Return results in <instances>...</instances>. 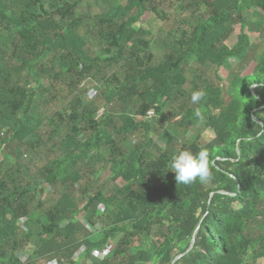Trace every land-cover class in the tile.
Masks as SVG:
<instances>
[{"label":"trees","instance_id":"1","mask_svg":"<svg viewBox=\"0 0 264 264\" xmlns=\"http://www.w3.org/2000/svg\"><path fill=\"white\" fill-rule=\"evenodd\" d=\"M81 1L0 0V135L5 134L0 149L9 140L24 148L12 155L13 164L5 153L0 160V264H35L20 257L22 239L35 237L39 258L68 264H172L188 250L196 230L194 247L175 264L264 263V230L256 229L264 227V51L252 74L235 77L228 104L216 82L197 71L188 75L191 65L218 71L233 60L244 61L251 47L248 16L264 11V0H178L189 1L196 19L188 23L190 30L170 33L159 65L151 43L136 28L155 0H102L106 6L97 14L81 13ZM152 9L167 18L156 6ZM234 19L242 29L230 45ZM6 34L12 39L5 40ZM111 65L123 67L125 77L113 75L109 81L118 85L107 86L102 99L107 105L134 106L136 117L111 113L97 118L98 106L80 95L81 81ZM57 85L70 94L67 101L57 99L65 105L49 120L51 135L60 126L67 131L55 143L62 154L29 180L21 159L43 145L34 116L47 105L43 96ZM197 90L205 96L193 104L191 93ZM164 104L172 106V119H179L177 132L215 135L207 145L194 142L179 149L207 152L206 181L177 183L169 170L175 152L156 144L157 124L150 119L151 113L157 121L164 117ZM130 135L142 139L118 152L114 138ZM173 138L168 131L157 137L167 145ZM106 144L111 145L112 182L123 185L97 190L79 209L67 189L84 185L82 165ZM44 185L63 190L42 212ZM24 218L29 230L21 236ZM94 218L104 224L97 234L85 226ZM154 239L158 243L150 251ZM111 244L115 248L103 260L94 258ZM81 249L84 253L78 255Z\"/></svg>","mask_w":264,"mask_h":264},{"label":"rangeland","instance_id":"2","mask_svg":"<svg viewBox=\"0 0 264 264\" xmlns=\"http://www.w3.org/2000/svg\"><path fill=\"white\" fill-rule=\"evenodd\" d=\"M188 2L189 1L181 3V1L178 0H155L153 3L147 5L146 14L142 17L141 21L136 24V28L141 33L142 37H144V40L151 43V51L155 57V65H159L164 60L166 51L164 50L163 43L167 41L170 33H176L180 30H190L191 25H188V23L192 24L195 21L196 16H194V11H192L190 7H187ZM102 3H104L102 0L100 5L97 0H82L79 11L85 14L100 13L106 6L105 3ZM154 6H156L158 10L167 14V18L165 20L159 17L156 12L153 11L152 7ZM204 11H206L205 8H203V12ZM249 14L246 32L250 37L251 47L244 61L238 62L233 60L229 68H222L218 71L212 66L198 68V66L191 65V67L188 69L189 76L193 70L197 71L204 78L216 82L224 90V100L227 104L231 100V84L235 77H242L252 74L258 63L259 57L264 51V11H251ZM232 25L234 32L229 42L230 45L237 41V37L241 33L242 29L241 23L237 19H234ZM4 39L11 40L12 37L11 35L6 34ZM113 75L122 80L125 77V69L115 65L105 68L103 67L99 74L87 77L85 80L81 81L79 88H81L83 91L82 94H80L82 95V99L85 103L94 102L98 106L99 111L96 115L97 118L102 114L109 116L111 113L112 115L126 114L136 117V109L134 106L123 107L115 101L114 103L107 105L103 101L102 94L104 93L105 88L107 86L116 87L118 85L117 82L109 81ZM17 77L18 75H14L13 80L15 81ZM44 84H46V82ZM67 90L68 89L66 87L61 89V87L58 85L51 88V92L43 96L45 98L44 101H47V105L41 108L38 114L34 116L37 119L36 121L39 122L37 124L36 131L41 134V137L43 138V145L29 153H26V155L21 159V167L27 166L28 168L29 172L26 174L28 175V178L27 176L26 178L29 180L36 176L37 169L42 168L44 165L50 163L53 159L59 158L62 154L55 143L63 138L67 131L64 126H60L57 135H51L53 126L49 124V120L55 111L59 110L60 107L65 105L59 101H61L63 98L67 101L70 98V94ZM171 111L172 106L170 104H164V117L159 121L155 119L153 113L150 114V119L153 121V123L157 124V132L152 136V138L159 147L176 153L184 144H191L195 142L204 146L211 143L215 139V135L212 131H206L202 135H199V133L194 131L187 133L177 132L176 123L179 121V119H172L170 114ZM36 121L34 120L35 123ZM165 131H168L174 137L170 141L169 145L162 143L157 139L159 135H164ZM4 136L5 134L0 135V137ZM49 137H51V139L47 140ZM141 139L142 138L139 135L116 137L114 138L116 150L118 152L128 151L134 144L139 143ZM23 150V146H21L18 142L9 140L6 144H4V147L0 149V160L2 159V153H5L10 155L7 162L9 164H13L15 162V158L12 157V155H17L19 151L22 152ZM110 150L111 145L106 144L97 153L93 152L91 155L93 160H91L87 165L86 162L82 165L83 174L85 177L84 185H74L73 187H69L67 189L68 193L75 200V203L79 209H81L85 204L86 197L92 196V194H94L97 190L102 189L106 192L113 186L121 187L123 185V183L119 180L112 182V176L109 171ZM92 173H97L98 176L92 177ZM62 190L63 189L61 187L54 188L49 185H44L43 193L41 195L43 204L40 210L45 212L47 209H49L51 205L58 200ZM84 192L86 195L83 194ZM35 206H38L37 199L33 201V207ZM98 209L102 213L105 211L103 206H99ZM83 219L86 220L87 216L82 213L79 215V220L83 223ZM27 222V218H24L20 221L22 230L21 236H23V234L29 230ZM103 225L104 224L100 219L94 218L92 219V224L89 223V225L87 224L85 226L89 228L92 233L97 234L101 231ZM256 229H259L258 232H263L264 227L257 226ZM22 240L24 243V248L21 250L22 254L20 256L22 261L25 262L30 258L35 260V264H68V262L63 259L53 258L50 256L39 258V256L35 254V250L39 248L38 237L33 238L31 242L24 239ZM133 243L135 244V240ZM157 243V239H154L150 246V251H152L153 247H155ZM111 246L112 247L106 248L100 253L94 254V258L96 260H103L109 254L111 249L115 248V244H111ZM83 253L84 249H81L78 255H83ZM82 264H91V262L84 260L82 261Z\"/></svg>","mask_w":264,"mask_h":264},{"label":"clouds","instance_id":"3","mask_svg":"<svg viewBox=\"0 0 264 264\" xmlns=\"http://www.w3.org/2000/svg\"><path fill=\"white\" fill-rule=\"evenodd\" d=\"M205 96V92L197 90L191 93V103L197 104ZM197 117L203 122V117L199 112ZM169 170L175 173L177 183L190 184L200 181H206L210 176L208 154L205 150L198 153H192L187 150H181L173 154L168 164Z\"/></svg>","mask_w":264,"mask_h":264},{"label":"water","instance_id":"4","mask_svg":"<svg viewBox=\"0 0 264 264\" xmlns=\"http://www.w3.org/2000/svg\"><path fill=\"white\" fill-rule=\"evenodd\" d=\"M196 234H197V230L195 231V233H194V235H193V237H192V240H191V242H190V246H189L188 250H187L184 254L177 256V257L173 260L172 264H175L180 258H182L183 256H185L187 253H189V252L192 250V248L194 247Z\"/></svg>","mask_w":264,"mask_h":264},{"label":"crops","instance_id":"5","mask_svg":"<svg viewBox=\"0 0 264 264\" xmlns=\"http://www.w3.org/2000/svg\"><path fill=\"white\" fill-rule=\"evenodd\" d=\"M259 264H264V263H261V262H260Z\"/></svg>","mask_w":264,"mask_h":264}]
</instances>
